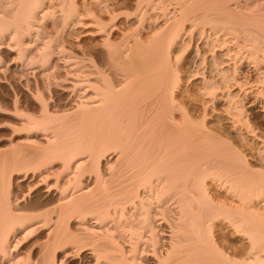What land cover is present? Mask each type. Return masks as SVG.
<instances>
[{"label": "bare ground", "instance_id": "bare-ground-1", "mask_svg": "<svg viewBox=\"0 0 264 264\" xmlns=\"http://www.w3.org/2000/svg\"><path fill=\"white\" fill-rule=\"evenodd\" d=\"M136 1L135 26L159 7L157 31L112 43L97 0L92 51L66 39L75 1L0 0V264L264 263V0ZM182 34L208 49L188 60L199 121L173 96ZM232 214L249 257L215 241Z\"/></svg>", "mask_w": 264, "mask_h": 264}, {"label": "rangeland", "instance_id": "rangeland-1", "mask_svg": "<svg viewBox=\"0 0 264 264\" xmlns=\"http://www.w3.org/2000/svg\"><path fill=\"white\" fill-rule=\"evenodd\" d=\"M51 1H52V5L53 6H55L57 4V0H51ZM72 1H75L76 4H74V2H72V3L74 5L78 6V7L76 6L78 8V9L76 8L78 13L77 12L75 13V15L78 14V16H77L78 18L75 17V15H74V17H75L74 19L76 21H81L82 24L80 22V25H78L79 24L78 23V24H76L74 26L72 25V27L69 26L68 28H66V31H67L66 33L68 35L66 37L67 41L69 43H71V44L80 45L82 48H85V49H89V50H92V51H100L101 47H102V43H101L102 39L101 38H103L104 35H107V33L106 32H105V34L104 33L103 34L97 33V28L94 27V26H91L90 24H88L90 22V18H89L90 13L85 11L86 10L85 7H87L88 4L89 5L92 4L91 6H93V9H97L98 7H94V6H96V4H94V3H96L97 0L96 1H94V0H72ZM100 1H101L100 5L108 4V5H110V7L111 6L113 7V10H112L113 12L112 13L115 14V18H114L115 20L112 21L113 22L112 24H115L114 25L115 28L113 29V31L111 30L112 35H109V38H110L112 43L117 42V41L119 42V40L122 38L123 33L129 32V31L133 32L134 30H137V28H138V30H137V32H138L137 34L138 35L137 36H138V38L140 37L139 40H141V42L144 41V43H146L147 40L149 39V36L151 35V33H153L154 31L155 32L157 31V29H158L157 25H160V23H162L161 22L162 21V19H161L162 17L159 14V13H161L159 7L155 8V9H157L156 11H153V10H155L154 7L153 8L149 7V10H147L145 8L144 4L142 3V6L144 7V8L143 7L142 8L146 9L147 10L146 12H149L150 9H153V10H152V12L145 13V12L142 11V8L140 7V9H138V13H141V11H142L143 17H145L146 14H147V16L145 17L146 20L143 19L142 24H139L138 26H135V23L137 24V22H135L136 21L135 20V15L134 16H132V15L135 14L133 11L135 10L134 8L137 6L136 5V2H137L136 0H100ZM162 1L168 3L165 0H162ZM102 3H104V4H102ZM168 4H171V3H168ZM171 5H173V4H171ZM168 6H170V5H168ZM153 12H155V13H153ZM73 13H74V11H73ZM157 13L159 14L160 17L158 16ZM116 14H117V16H116ZM144 14H145V16H144ZM79 16H80L81 19H79ZM108 16L109 15H106V14L104 15V18L107 21L110 18V16L109 17ZM150 16H151L152 20L150 19ZM156 16H158V17L155 20ZM152 17H154V18H152ZM153 21H155V22H153ZM182 36H185V38L182 37ZM182 36L181 37L184 38V41H183V42H185L184 44H186L189 41L188 38L191 37L190 35L186 36L184 34H182ZM192 36L194 37V38L191 37L192 38V42L189 41V43H187L189 45H186V47H184V44L181 45V43H182V38H181V41H179L177 45H175V46L171 47V49H169L170 50V58L173 61L172 63L174 64V66L178 65L177 67L175 66L178 69L177 70L178 72L176 74L175 86H174V88L173 87L172 88H173L174 100L176 98L177 103H180V104L184 103L185 105L184 104L183 105L186 108L188 107V109H191V113L194 114L195 118L197 116V118L194 119V120L199 121L201 119L200 118L201 113L203 112L202 111L203 110V105H202V102L200 101L201 97L199 96V89H198L199 85H198L197 80L195 78H192V77L189 78V76H190V72H189V70H190V62L189 61L190 60L189 59H191V55L193 54V50L197 46V44H195V43L198 41V39H195L197 35H192ZM202 43L203 42H199L198 43V47H199L198 49L201 52L202 51L203 52H207V50H208V49L206 50L207 47L204 45V43L203 44ZM138 49L139 48H137V50ZM139 51L140 50H138V52ZM176 62H177V64H176ZM231 65H230V68L233 67V65L232 66ZM236 66L234 65L235 69H236ZM233 69L234 68H232V70ZM237 71L239 72V69ZM244 74H246V72ZM244 74L242 72V74H240V75H244ZM236 89L237 88H233L232 87V91L236 92ZM240 98H242V97H240ZM206 113H207V115H206L207 119H210V120H212L214 122L217 119H220V118H218L219 114L217 115L218 112H216L212 107H208L207 110H206ZM226 132H228V131H224V132L221 131L222 136L230 139V141H232L235 145H237V144L239 145L238 139H236L234 137H231L230 134H228ZM227 134L230 137H228ZM238 148L241 149L244 152V154L247 156L246 157L247 160L251 164H253L252 158H251L252 151L248 147H244L242 145L241 146L239 145ZM209 193L212 196L213 201L215 203H219L220 201H223V202H226L228 205L231 204L230 205L231 207H234V206H236L238 204V201H236V199H230L222 191L210 190ZM262 202H263V200L257 201L254 206L251 205V208L253 210H256L258 212V214L260 215V217H261V215H264V202L263 203ZM231 217H233V218H231ZM234 217L235 216L232 214V215H230V217H228L229 219H220L218 221H215L212 224L213 235H214V238H215V241L217 242V244L220 247H223L224 249H226V251L230 255H232L233 253H236V252L237 253L242 252L241 254L244 255L245 252H247L248 249H249V247H248L249 246V241L247 239V236L244 235V233H240V232L236 233L235 228H232V227H234L233 224H232V222H233L232 220H234ZM247 254H245V255L248 256ZM245 255H244V257H245ZM237 257H239V256H237ZM237 257H234V259H236ZM248 257H246V258H248ZM237 259H239V258H237ZM257 264H264V263L263 262H259Z\"/></svg>", "mask_w": 264, "mask_h": 264}]
</instances>
